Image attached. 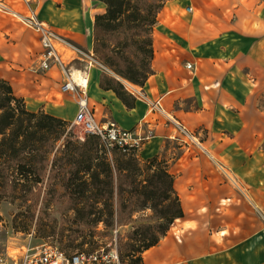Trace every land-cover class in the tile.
Segmentation results:
<instances>
[{
	"label": "crops",
	"instance_id": "0c3cea01",
	"mask_svg": "<svg viewBox=\"0 0 264 264\" xmlns=\"http://www.w3.org/2000/svg\"><path fill=\"white\" fill-rule=\"evenodd\" d=\"M249 2L253 10L240 6V16L234 22L229 19L226 30L205 37L198 27L178 31L179 24L187 21L177 14L186 0L168 1L154 30L155 73L133 92L135 107L128 109L113 91L101 89L102 72L94 71V66L89 101L97 120H113L149 137L140 150L145 159L166 156L185 215L189 211L192 215L184 220L187 229L194 231L204 208L211 210L222 201L229 226L222 236L227 239L237 229L231 238L237 234L245 242L249 234L260 243L264 228V0ZM0 4V78L11 83L29 111H45L73 122L77 104L68 115L65 107L47 102L52 91H60L72 104L75 97L61 92L64 78L58 68L39 70L41 32L28 19L55 33L64 51L57 48L62 58L72 54L67 64L81 69L90 62L88 56H94L95 18L106 11V5L99 0H0ZM186 13L193 15V9ZM187 63L193 70L186 68ZM177 124L195 135L197 143L184 136ZM177 146L182 153L172 156ZM245 247L246 243L240 244L242 251ZM167 249L148 250L142 264H182L171 259Z\"/></svg>",
	"mask_w": 264,
	"mask_h": 264
},
{
	"label": "trees",
	"instance_id": "16d2710c",
	"mask_svg": "<svg viewBox=\"0 0 264 264\" xmlns=\"http://www.w3.org/2000/svg\"><path fill=\"white\" fill-rule=\"evenodd\" d=\"M99 1L106 5V11L95 18L94 58L108 70L102 73L100 87L113 91L128 109H133L137 98L126 83L143 88L154 75V30L170 0ZM68 124L44 111H29L25 99L16 94L11 83L0 78V196L18 191L16 176L36 175L32 173L36 161H65L78 166L70 172L65 191L74 203L77 217L95 215L101 202L109 214L106 226L118 228L131 224L135 212L121 219L120 207L128 204L153 210L156 223L135 226L130 235L133 243L121 240L118 245L122 259L127 257L132 264H142L143 254L167 235L175 220L184 217L168 161L154 157L141 164L137 156L122 152L115 158L114 150L109 155L96 136L80 143L65 135ZM61 140L56 151L46 145L52 141L56 148ZM138 175L144 179L138 180ZM78 178L82 183L76 188ZM41 181L36 179L34 183ZM42 193V189L35 193L37 203Z\"/></svg>",
	"mask_w": 264,
	"mask_h": 264
},
{
	"label": "rangeland",
	"instance_id": "374dc122",
	"mask_svg": "<svg viewBox=\"0 0 264 264\" xmlns=\"http://www.w3.org/2000/svg\"><path fill=\"white\" fill-rule=\"evenodd\" d=\"M250 3L253 2H249V0H246V2L245 0H186L183 9H179L177 14L187 21L179 24L180 28L178 31L189 32V29L194 31L198 27L199 32L205 37L207 35L213 36L228 28L227 21L229 19H232V22L238 19L241 14L240 6L248 5L249 10H253L251 9L253 5ZM229 5L231 6L229 7ZM189 8L193 9V15L186 13ZM203 16L205 18H202ZM159 19L158 17V23ZM190 25L191 27L189 28ZM158 30L160 29L158 28ZM56 46L61 50L58 42ZM61 51L62 53L64 52L63 50ZM71 56L72 54L63 56L64 61L68 63ZM93 66L94 71L108 72L99 62L93 63ZM126 85L132 92L138 89V87L131 84L126 83ZM59 92L52 91V93H49L46 98L47 102L60 108L65 107L64 111L71 115L74 108L73 105H75L76 111L75 98H73L74 104H72V100H66ZM42 96L45 97L46 93H42ZM48 111H50L49 108ZM67 122L69 124L65 135H69L72 139L84 143L89 136L85 135L83 128L80 126L72 127V122ZM81 135L85 140L78 138ZM62 143L63 140L58 143L56 148L55 142L52 141L46 145L56 151ZM183 144L185 145V143ZM179 148L180 146H177V151H172L171 155L175 154L177 156L181 154L182 150ZM141 153L140 151L131 152L130 155L137 156L141 164L152 159H145ZM113 155L117 158L121 156V153L118 150H114ZM189 155L193 156L194 153L189 152ZM164 157H166L165 155L162 158L166 159ZM34 165L36 168H34L32 173L36 175H31L28 178L26 176L14 177L18 191L11 195L0 196V254L2 255L9 253L13 257L21 256L26 249L39 248L43 245L58 246L67 255L77 252H94L101 249L108 250L109 245L115 241H117L118 245L121 240L133 243L131 239L133 235H130L135 226L156 223L152 209L145 208L141 210V208H135L128 204L126 208L120 207L119 214L122 219V217L131 214L133 210L135 211L132 223L127 226L118 228L116 226L107 227L105 221L109 219V214L101 202L95 208V215L90 218H82V215L77 217L76 212L73 210L74 203L65 196V191L66 183L71 178L70 172L78 169V166L68 164L65 161L56 164L36 161ZM38 172L40 176H38ZM136 177L138 180L144 179L143 176L138 175ZM36 179H41V183L35 184L34 180ZM75 181L76 188H78L82 180L78 178ZM39 189H42L43 193L37 203L35 193ZM124 198H128V193H125ZM77 202L79 203L80 200H77ZM209 202L205 201V203ZM221 202L214 204L211 210L204 208V214L198 218L200 224L196 226L194 231L187 229L184 224L186 222L184 220L192 218L191 212L189 211L187 216L184 212V217L175 220L167 235L150 250L155 251L156 249H165L167 247L166 252H168V255L173 256L171 259H179L178 261L182 262V264H254L257 256L261 257L257 259V264H264L261 261L264 259V228L260 243L255 241L248 233L245 234V236L248 234L245 242L240 240L236 236L237 234L235 238H231L235 233L239 232L237 229H234V233L232 232L229 238L225 239L222 235L227 234L225 229H228L229 226L225 223L224 216L228 211L223 209ZM172 203L170 202V204ZM181 205L183 208V201H181ZM99 218L102 221H99ZM262 223L264 225V216ZM241 243H246L243 251L240 248ZM122 260L126 264H132V259L124 257Z\"/></svg>",
	"mask_w": 264,
	"mask_h": 264
},
{
	"label": "built area",
	"instance_id": "2783aa9c",
	"mask_svg": "<svg viewBox=\"0 0 264 264\" xmlns=\"http://www.w3.org/2000/svg\"><path fill=\"white\" fill-rule=\"evenodd\" d=\"M0 7L3 6L0 4ZM192 9H189L191 12ZM29 22L39 28L41 32L42 53L39 59V70L48 72L54 67L58 68L63 76L61 92L71 94L75 97L77 113L72 127L80 126L85 135L98 137L109 155L113 150H118L124 154L138 152L142 149L144 141L149 137H141L135 130L122 128L113 120L99 121L96 111L90 105L89 85L90 73L93 63L98 61L94 56H88L89 61L84 68L74 69L72 64H67L56 47V35L45 27L28 19ZM31 24V25H32ZM186 68L193 70L194 66L187 63ZM79 77L75 78V73ZM184 136L188 137L193 143H197L195 135L188 133L180 124H177ZM81 140L82 135L78 137ZM0 264H126L122 260L117 241L109 245V249H101L94 252H77L67 255L58 246L43 245L39 248H28L21 256H10L0 254Z\"/></svg>",
	"mask_w": 264,
	"mask_h": 264
},
{
	"label": "bare ground",
	"instance_id": "6f19581e",
	"mask_svg": "<svg viewBox=\"0 0 264 264\" xmlns=\"http://www.w3.org/2000/svg\"><path fill=\"white\" fill-rule=\"evenodd\" d=\"M80 75L78 72L75 73V78H78Z\"/></svg>",
	"mask_w": 264,
	"mask_h": 264
}]
</instances>
